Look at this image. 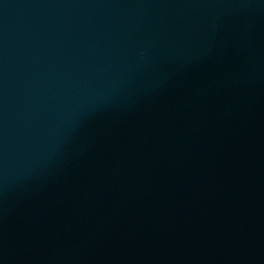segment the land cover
I'll return each instance as SVG.
<instances>
[{
    "label": "water",
    "instance_id": "water-1",
    "mask_svg": "<svg viewBox=\"0 0 264 264\" xmlns=\"http://www.w3.org/2000/svg\"><path fill=\"white\" fill-rule=\"evenodd\" d=\"M0 264H264V0H0Z\"/></svg>",
    "mask_w": 264,
    "mask_h": 264
}]
</instances>
